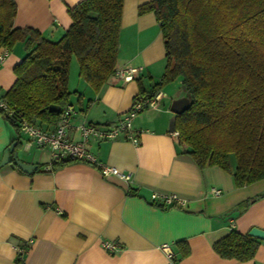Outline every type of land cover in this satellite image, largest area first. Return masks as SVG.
Returning a JSON list of instances; mask_svg holds the SVG:
<instances>
[{
  "label": "crops",
  "instance_id": "1",
  "mask_svg": "<svg viewBox=\"0 0 264 264\" xmlns=\"http://www.w3.org/2000/svg\"><path fill=\"white\" fill-rule=\"evenodd\" d=\"M79 1L15 0L13 26L38 29L44 38L56 41L71 24L68 6ZM148 1L123 2L115 67H141L135 78L124 82L111 75L95 92L71 58L70 139H80L82 123H115L131 107L140 85L150 89L161 78L165 68L161 31L152 11L138 13V6ZM25 53L21 41L8 49L0 63V94L14 83V66ZM181 96L178 77L157 94L155 106L134 118L133 127L141 131L138 145L121 136L86 143L99 162L129 173L128 181L112 174L102 177L94 165L77 160L46 170L49 150L25 147V136H18V128L0 115V161L18 136L17 157L36 165L31 172L12 161L0 165V264H17L19 246L27 247L24 264H166L162 245L172 254L171 264H264V241L249 261L223 258L213 250V243L232 229L246 233L253 226L264 228V197L241 212L235 210L264 192V179L237 187L231 172L218 166L199 168L168 129L170 104ZM129 189L137 195L128 194ZM168 196L179 207L149 204V200L161 204ZM103 241L120 248L111 253Z\"/></svg>",
  "mask_w": 264,
  "mask_h": 264
},
{
  "label": "trees",
  "instance_id": "2",
  "mask_svg": "<svg viewBox=\"0 0 264 264\" xmlns=\"http://www.w3.org/2000/svg\"><path fill=\"white\" fill-rule=\"evenodd\" d=\"M123 2L81 0L68 6L71 24L51 41L38 29L14 27L15 0H0V48L21 41L26 52L14 66V83L0 94L7 106L30 122L53 125L69 105L72 57L79 76L98 92L115 73ZM151 11L162 35L165 68L150 89L140 85L139 94L154 99L180 77L189 106L176 115L175 130L185 152L199 168L231 172L237 187L264 179V0H150L138 6L139 14ZM51 104L62 111L50 110ZM0 115L18 128L2 108ZM18 136L14 151L20 147ZM70 161L52 162L49 170ZM128 194L137 195L133 189ZM261 197L264 192L235 210L241 212ZM261 241L232 229L212 247L223 258L249 261ZM23 254H17V264H24Z\"/></svg>",
  "mask_w": 264,
  "mask_h": 264
},
{
  "label": "built area",
  "instance_id": "3",
  "mask_svg": "<svg viewBox=\"0 0 264 264\" xmlns=\"http://www.w3.org/2000/svg\"><path fill=\"white\" fill-rule=\"evenodd\" d=\"M7 53V48H2L0 50V63L3 62ZM140 70L141 67L115 68L114 74L121 77V79L126 82L135 78ZM156 103V97L149 100L144 99L142 95L138 94L135 96L131 107L126 112L122 113L115 123H82L78 126L80 139L73 140L67 136V128L71 126V108L69 106H66L61 117L50 127L45 124L40 125L36 122L26 120L20 111L14 108H9L5 99L0 96V108H2L8 116L15 118V122L18 125L19 136H25V147L29 148L34 145L38 149L47 148L49 150L50 161L48 165L45 166L46 170L50 169V164L52 162L70 159L94 165L102 177L112 174L118 176L124 181L130 179V174L121 171L116 166L99 162L96 157L88 151L86 143L90 139L96 141H109L121 136L124 140L138 145L141 131L133 127V120L141 111L155 106ZM171 133L175 136L178 134L176 130ZM162 203L169 205L174 202L172 201V197L168 196L163 199ZM102 246L111 253L120 248L119 245L110 241H103ZM26 248V246H19L18 254L24 253ZM161 248L165 251L168 258L166 264H171L172 254L167 251V245H162Z\"/></svg>",
  "mask_w": 264,
  "mask_h": 264
},
{
  "label": "water",
  "instance_id": "4",
  "mask_svg": "<svg viewBox=\"0 0 264 264\" xmlns=\"http://www.w3.org/2000/svg\"><path fill=\"white\" fill-rule=\"evenodd\" d=\"M188 106H189V99L185 96L176 98L171 102L169 110L172 113V116L169 120V126H168L170 132L175 130L176 115L182 113L184 110L188 108ZM49 108L52 111H62V107L55 104H51ZM16 144L17 142L13 141L3 150V155L0 161V165H3L5 163H10L12 161V165H16L25 172H31L36 167V165L25 163L17 157V153L14 151ZM247 233L251 237H255L257 239L264 241V228L253 226L248 230Z\"/></svg>",
  "mask_w": 264,
  "mask_h": 264
},
{
  "label": "rangeland",
  "instance_id": "5",
  "mask_svg": "<svg viewBox=\"0 0 264 264\" xmlns=\"http://www.w3.org/2000/svg\"><path fill=\"white\" fill-rule=\"evenodd\" d=\"M172 88H173V86H171ZM174 88H175V86H174ZM171 118V117H170ZM170 120V119H169ZM38 151H43V150H38ZM46 151V150H45ZM47 153V152H46Z\"/></svg>",
  "mask_w": 264,
  "mask_h": 264
}]
</instances>
